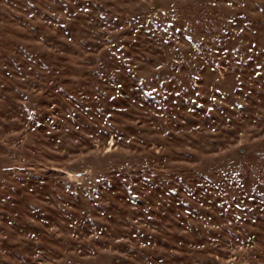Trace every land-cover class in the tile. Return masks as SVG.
Returning a JSON list of instances; mask_svg holds the SVG:
<instances>
[{
  "label": "rangeland",
  "instance_id": "374dc122",
  "mask_svg": "<svg viewBox=\"0 0 264 264\" xmlns=\"http://www.w3.org/2000/svg\"><path fill=\"white\" fill-rule=\"evenodd\" d=\"M0 264H264V0H0Z\"/></svg>",
  "mask_w": 264,
  "mask_h": 264
}]
</instances>
